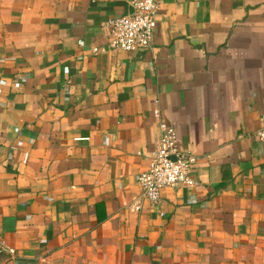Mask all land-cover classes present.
I'll list each match as a JSON object with an SVG mask.
<instances>
[{
	"label": "crops",
	"instance_id": "crops-1",
	"mask_svg": "<svg viewBox=\"0 0 264 264\" xmlns=\"http://www.w3.org/2000/svg\"><path fill=\"white\" fill-rule=\"evenodd\" d=\"M160 1L123 52L128 0H0V78L26 75L0 105V264H264V0ZM154 108L196 159L163 217L131 208Z\"/></svg>",
	"mask_w": 264,
	"mask_h": 264
},
{
	"label": "built area",
	"instance_id": "built-area-1",
	"mask_svg": "<svg viewBox=\"0 0 264 264\" xmlns=\"http://www.w3.org/2000/svg\"><path fill=\"white\" fill-rule=\"evenodd\" d=\"M128 5L133 9L132 14L110 18L105 23V27L111 35L110 48L123 52L149 49L157 26L161 1L128 0ZM0 32H2L1 29ZM92 51L96 53L99 49L92 48ZM63 74L65 78H68L67 70ZM25 83L26 75L17 68H12L9 79L0 78V105L3 100L4 88L18 90ZM152 114L159 120V140L155 151L147 160L146 170L139 174L135 180L139 194L134 199L131 208L135 212H141L145 206H148L158 216L163 217L164 214L161 212L159 204L164 189L197 186V182L191 174L196 159L180 149L175 127L171 122L161 120L159 109L154 108ZM14 131L17 132V130ZM254 135L259 142L264 143V127L257 130ZM105 144H110L108 139ZM22 146H24L22 142L16 143L17 148ZM11 150H15V148L13 147ZM0 253L15 255V251L9 248L2 239H0Z\"/></svg>",
	"mask_w": 264,
	"mask_h": 264
},
{
	"label": "water",
	"instance_id": "water-1",
	"mask_svg": "<svg viewBox=\"0 0 264 264\" xmlns=\"http://www.w3.org/2000/svg\"><path fill=\"white\" fill-rule=\"evenodd\" d=\"M127 8H128V12L125 14V16L128 15V14H132L133 13V9H132L131 6H128ZM13 264H37V262L29 261V260L16 259V260L13 261Z\"/></svg>",
	"mask_w": 264,
	"mask_h": 264
}]
</instances>
